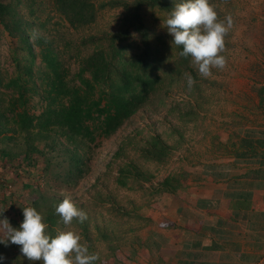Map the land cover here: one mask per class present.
I'll list each match as a JSON object with an SVG mask.
<instances>
[{
	"label": "rangeland",
	"instance_id": "rangeland-1",
	"mask_svg": "<svg viewBox=\"0 0 264 264\" xmlns=\"http://www.w3.org/2000/svg\"><path fill=\"white\" fill-rule=\"evenodd\" d=\"M0 1L9 3L27 23L25 33L34 51L31 54L19 36H11L0 24V109L7 112L10 125L15 126L9 107L20 97V89L7 87L8 82L22 76L29 90L17 104L18 110L27 109L40 115L47 104L43 97L48 88L43 53L49 52L57 59L71 84H79L82 61L94 49L85 39L117 32L124 9L107 7L99 11L94 24L73 27L52 0ZM210 3L218 20L232 21L224 38L225 48L219 53L226 59L224 67H213L212 75L204 77L192 59L188 67L180 65L177 45L171 43L172 37L164 24L167 15L158 9L145 8V24L157 52V74L161 77L158 89L115 134L98 135L94 142L81 143V171L70 173V158L63 151L72 146L64 138L59 137L60 144L48 150L50 142L32 135L15 134L14 140L1 136L0 215L18 227L23 220L22 209L32 206L45 222L49 208L54 210L63 199L69 198L86 212L87 219L79 222L74 218L65 225L56 213L52 234L69 230L79 234L80 242L98 256L95 264L133 263L131 254L134 246L141 245L140 234L148 222L144 217L146 206L154 204L162 194L154 190V185L169 175L185 181L186 161L192 148L198 151L210 142L218 145L213 138L215 122L219 123L220 114L233 107L228 100L224 101V97L229 99L232 95L230 81L235 80L234 83L249 91L248 105L256 112V119L264 121V93L260 94L264 88V0H210ZM130 42L138 44L139 35L133 33ZM128 53L132 54L133 49ZM186 74H191L195 81L191 88ZM154 135H160L172 147L163 163L141 156L140 149ZM31 144L39 145L45 154L35 152L31 159H25V149ZM130 162L145 171L151 181L130 177L127 186L120 185L119 169ZM0 240H6L2 226ZM19 249V245L0 244V254L6 258L4 264H43L29 261Z\"/></svg>",
	"mask_w": 264,
	"mask_h": 264
},
{
	"label": "trees",
	"instance_id": "trees-1",
	"mask_svg": "<svg viewBox=\"0 0 264 264\" xmlns=\"http://www.w3.org/2000/svg\"><path fill=\"white\" fill-rule=\"evenodd\" d=\"M58 11L73 27L90 26L97 20L100 10L107 7H121L124 16L117 32H105L85 39L92 43V53L83 59L78 73L79 84H71L61 70L60 63L49 52L43 53L48 68L47 89L44 99L46 107L40 115L31 114L27 109L18 110V103L25 99L29 90L22 82V76L11 79L7 87L20 89V97L10 103L13 113L11 126L7 112L0 109V139L4 135L9 140L15 134L32 135L35 139L47 141L49 149L59 145V137L64 138L67 147L63 155L69 156V171H81L83 163L80 150L82 142H94L97 136L109 137L115 134L149 101L161 82L157 74V52L152 45L150 30L145 24V8L163 11L167 17L178 0H52ZM0 24L11 36H19L33 54V46L25 33L27 23L13 11L9 3L0 1ZM133 33L140 37L138 44L130 42ZM133 49V53L128 51ZM178 62L188 67L191 57L181 56L182 45H177ZM27 72H31L30 69ZM264 93V88L260 94ZM262 98V97H261ZM264 101V99H262ZM36 130V131H35ZM6 132L13 133L8 136ZM28 137V136H27ZM172 147L160 135L150 137L140 149L141 156L148 161L165 162ZM35 152L45 154L39 145L31 144L25 149V159H31ZM8 154L9 152H4ZM151 177L134 163H127L119 169L118 182L128 185V179ZM184 185L179 176L169 175L154 185L157 193H176ZM38 205V203H36ZM56 211L49 208L45 218L48 231L52 234L56 224ZM149 219L147 218L146 221ZM53 235V234H52Z\"/></svg>",
	"mask_w": 264,
	"mask_h": 264
},
{
	"label": "crops",
	"instance_id": "crops-1",
	"mask_svg": "<svg viewBox=\"0 0 264 264\" xmlns=\"http://www.w3.org/2000/svg\"><path fill=\"white\" fill-rule=\"evenodd\" d=\"M234 81L218 145L192 148L183 187L142 210L149 220L132 264H264V121Z\"/></svg>",
	"mask_w": 264,
	"mask_h": 264
},
{
	"label": "clouds",
	"instance_id": "clouds-1",
	"mask_svg": "<svg viewBox=\"0 0 264 264\" xmlns=\"http://www.w3.org/2000/svg\"><path fill=\"white\" fill-rule=\"evenodd\" d=\"M171 43L182 45L181 56L192 58L199 73L208 77L213 67L223 68L226 59L219 53L225 48L224 38L232 26L217 19V12L210 0H178L164 21ZM187 75L189 88L195 83L191 74ZM23 220L18 227H13L9 219L0 215V226L4 229L6 240L0 244L20 246V252L29 261L43 264H95L98 256L89 251L86 243H81V236L73 231H59L52 235L48 225L36 208L28 206L22 209ZM65 225L74 218L79 222L87 219V214L78 208L69 198L63 199L55 208ZM4 214V213H3ZM5 257L0 254V264Z\"/></svg>",
	"mask_w": 264,
	"mask_h": 264
}]
</instances>
